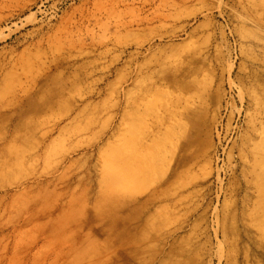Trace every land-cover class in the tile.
I'll return each instance as SVG.
<instances>
[{
	"label": "rangeland",
	"instance_id": "1",
	"mask_svg": "<svg viewBox=\"0 0 264 264\" xmlns=\"http://www.w3.org/2000/svg\"><path fill=\"white\" fill-rule=\"evenodd\" d=\"M0 101V264H264V0H0Z\"/></svg>",
	"mask_w": 264,
	"mask_h": 264
},
{
	"label": "bare ground",
	"instance_id": "2",
	"mask_svg": "<svg viewBox=\"0 0 264 264\" xmlns=\"http://www.w3.org/2000/svg\"><path fill=\"white\" fill-rule=\"evenodd\" d=\"M4 106L5 104L0 101V109ZM41 135L44 136L45 132H43ZM255 147L256 149L254 150V156L256 157V164L253 169V175L259 195L254 208L250 212V217L251 221H253L258 226L259 230L264 235V133L262 134ZM98 183L101 190H99L94 200V202L96 203L95 208L97 211L101 209L110 210L112 205L116 203L118 198V196L116 195L118 194V192H114L117 185L112 182L111 179L106 177L104 173L99 178Z\"/></svg>",
	"mask_w": 264,
	"mask_h": 264
}]
</instances>
